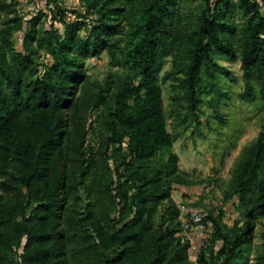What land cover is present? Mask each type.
Here are the masks:
<instances>
[{
  "label": "trees",
  "instance_id": "trees-1",
  "mask_svg": "<svg viewBox=\"0 0 264 264\" xmlns=\"http://www.w3.org/2000/svg\"><path fill=\"white\" fill-rule=\"evenodd\" d=\"M179 1L79 0L84 15L63 22L61 34H40L41 13L25 21L19 0H0V264H193L171 196L174 185L207 179L179 169L156 74L169 46L173 65L162 81L172 83L170 102L180 123L189 122L184 129L202 125L201 105L210 110L205 125L227 126L222 74L231 75L219 59L239 61L240 99L264 108V0H200L172 32ZM89 15L97 19L82 36ZM24 23L22 53L12 35ZM33 43L51 58L40 75ZM103 51L127 74L114 89L97 84L85 96L83 60ZM98 108L105 136L94 152L85 148V115ZM78 188L83 205L71 209L66 200ZM225 195L236 197L244 222L228 233L209 213L196 225L212 228L198 264L249 262L247 236L264 220V122L235 161ZM253 264H264V255Z\"/></svg>",
  "mask_w": 264,
  "mask_h": 264
},
{
  "label": "rangeland",
  "instance_id": "rangeland-1",
  "mask_svg": "<svg viewBox=\"0 0 264 264\" xmlns=\"http://www.w3.org/2000/svg\"><path fill=\"white\" fill-rule=\"evenodd\" d=\"M199 3L200 0H181L177 3L171 23L172 32L175 30L177 18L186 13L194 12ZM17 10L25 21L37 16L39 13L42 14V18L37 25L40 34L56 30L61 34L63 32V22H73L77 19L76 13L82 16L86 12L79 0H19ZM61 15L64 17L62 18ZM96 19V15H89L86 18L87 28L81 32L82 36L87 33V30L95 23ZM233 21L238 24L241 22L240 14L237 11L233 15ZM28 32L29 25L24 23L22 30L13 33L12 41L15 51L24 52L23 39ZM33 47L36 48L33 56L34 68L37 69V75H40L45 67L51 63V58L44 48L38 47L37 43H33ZM166 51L167 55L162 60L161 68L156 77L162 89L163 107L167 116V129L175 137L173 150L179 158V169L193 173L198 178L207 179V182L199 186L180 187L174 185L171 202L177 205L199 203L205 206L212 216L220 218L225 232L236 233L243 224L244 219L238 208L236 197L229 198L225 193L235 161L242 149L251 143L261 130V125L264 122V108L257 106V104L246 103L240 99L239 95L243 88V80L239 61L219 59V64L225 67L231 75V78H228L222 74L227 86L230 88V93L229 91L228 93L231 105L226 117V111L222 110L227 126H216V121L212 119L210 126L205 125L210 110L205 105H201L199 108L203 114L200 116L202 125L197 127L193 124L184 129L189 122L186 121L184 125L180 123L174 112L175 107L170 102L172 83L162 81L163 76L172 69L173 65L171 48L168 46ZM83 66L89 77L85 91H81V94H85V96L98 92L97 84H101L104 88L112 85L114 89L117 80L127 74L125 69L113 66L105 51L99 57L84 59ZM184 112L180 109V113L183 114ZM104 116V108L89 110L85 115V148H91L94 152L101 149V141L105 136L102 126ZM108 162L110 168H112V161L108 160ZM82 205L83 196L81 189L78 188L74 195L67 198L66 206L80 210ZM166 206L167 204L160 209L156 218L157 222ZM183 233L192 245L200 248L202 247L200 244L203 238L210 239L212 228L209 225L204 227L193 225L184 230ZM247 238L248 264H253L256 257L264 255V220H258L254 224ZM197 254L195 253L190 257L193 264H198L196 262ZM68 264L76 263L70 261Z\"/></svg>",
  "mask_w": 264,
  "mask_h": 264
},
{
  "label": "built area",
  "instance_id": "built-area-1",
  "mask_svg": "<svg viewBox=\"0 0 264 264\" xmlns=\"http://www.w3.org/2000/svg\"><path fill=\"white\" fill-rule=\"evenodd\" d=\"M179 210V220L181 221L184 230L190 225H199L201 222L208 218V210L203 207H191L185 206L183 204H178ZM208 243L206 238H203L200 245H205ZM199 246L192 245L188 249L189 258L199 251Z\"/></svg>",
  "mask_w": 264,
  "mask_h": 264
}]
</instances>
